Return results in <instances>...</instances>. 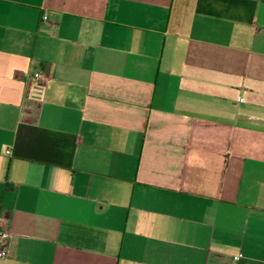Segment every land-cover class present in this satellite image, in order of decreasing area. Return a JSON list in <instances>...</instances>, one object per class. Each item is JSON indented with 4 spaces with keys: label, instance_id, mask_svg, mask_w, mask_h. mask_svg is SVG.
Returning <instances> with one entry per match:
<instances>
[{
    "label": "crops",
    "instance_id": "1",
    "mask_svg": "<svg viewBox=\"0 0 264 264\" xmlns=\"http://www.w3.org/2000/svg\"><path fill=\"white\" fill-rule=\"evenodd\" d=\"M3 225L0 264H264V0H0Z\"/></svg>",
    "mask_w": 264,
    "mask_h": 264
},
{
    "label": "built area",
    "instance_id": "2",
    "mask_svg": "<svg viewBox=\"0 0 264 264\" xmlns=\"http://www.w3.org/2000/svg\"><path fill=\"white\" fill-rule=\"evenodd\" d=\"M44 19H46L47 17L44 16L43 17ZM33 78L36 80V81H42L45 79V75L43 72H34L33 73ZM8 237H9V231L7 230L6 226L3 225V227L0 229V239L6 243V241L8 240ZM7 249L5 247V245L0 249V259L1 258H4L6 255H7ZM242 256L241 253H238V254H235L233 256L234 259H238Z\"/></svg>",
    "mask_w": 264,
    "mask_h": 264
}]
</instances>
